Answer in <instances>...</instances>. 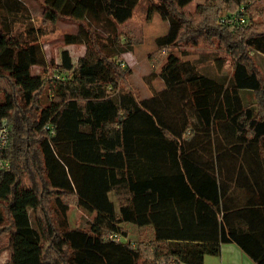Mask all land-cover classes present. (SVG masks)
I'll return each instance as SVG.
<instances>
[{
    "label": "trees",
    "instance_id": "16d2710c",
    "mask_svg": "<svg viewBox=\"0 0 264 264\" xmlns=\"http://www.w3.org/2000/svg\"><path fill=\"white\" fill-rule=\"evenodd\" d=\"M192 1L150 2L148 18L159 12L169 21L156 47L216 38L232 57L231 76H210L169 51L159 65L163 88L140 98L125 85L131 69L122 58L134 43L118 30L140 0H44L46 22H80L64 37L86 46L76 63L67 48L49 63L39 43L45 31L15 26L26 4L0 0L7 264H204L226 243L264 264V79L249 55L264 53V29L246 24L252 0H208L190 13ZM220 2L240 9L226 17L245 21H218ZM89 12L105 16L111 51L85 25ZM111 192L127 199L119 212ZM73 206L93 216L89 226H71ZM125 222L150 227L152 241L135 244Z\"/></svg>",
    "mask_w": 264,
    "mask_h": 264
},
{
    "label": "rangeland",
    "instance_id": "374dc122",
    "mask_svg": "<svg viewBox=\"0 0 264 264\" xmlns=\"http://www.w3.org/2000/svg\"><path fill=\"white\" fill-rule=\"evenodd\" d=\"M22 1L26 4L28 10L24 14L25 16L20 17L16 21L15 26L24 29L25 25L33 24L35 27H41L45 31V35L39 37V43L44 48L49 63L51 61L59 62L61 60V51L66 48L70 50L73 61L76 63L78 56L85 53L86 46L83 44L68 45L65 43L64 37L67 34L76 33L80 22L68 17H60L55 23L46 22L43 19L44 0ZM154 1L156 0H140L132 17L124 24L118 25V30L124 35L122 42H125L127 38L134 43L131 51L122 54V58L127 64L125 67L131 69V74L127 76L125 82L127 87L140 98L150 96L155 90L162 89L164 82L159 75V65L169 51H174L183 59L192 60L201 71L210 76L217 78L231 76L232 57L225 49L219 47L216 38L201 40L197 45L179 42L178 46L165 48V51L163 49L159 50L156 47L155 39L159 35L168 32L169 21L163 19L159 12L154 13L151 18H148L147 7L150 2ZM207 2L209 1L193 0L187 5L186 10L190 13H195L199 5H204ZM218 6V21L221 17L235 14L240 10L239 7L231 3L220 2ZM246 14V24H253V27L259 30L264 29V0L249 1L246 7ZM85 23V25L94 29L99 44L105 47L107 51H111L113 44L110 39L105 16L89 12L85 18ZM249 51L252 61L255 62L264 79V53L256 50ZM220 60H222V67L219 66ZM40 71H42V68L33 67V72L39 73ZM48 71L47 73H51L52 69L48 68ZM242 95L247 102L254 99V95L250 91H242ZM114 193H112V198H114L117 204L127 201L123 195L118 196ZM69 218L71 226H89L92 216L77 206H73L69 210ZM124 229L127 230V238L135 244L139 242L147 244L149 241H152L153 233L150 227L138 229L129 226ZM127 238L123 239L126 240ZM6 245V233H0V264H7L8 261V252L4 249Z\"/></svg>",
    "mask_w": 264,
    "mask_h": 264
},
{
    "label": "crops",
    "instance_id": "0c3cea01",
    "mask_svg": "<svg viewBox=\"0 0 264 264\" xmlns=\"http://www.w3.org/2000/svg\"><path fill=\"white\" fill-rule=\"evenodd\" d=\"M112 193L114 192L110 193V197L115 202L117 208L116 210L119 212L120 203L118 204L116 203L114 198H112ZM122 225L124 228L129 226L131 227L133 226L138 229L144 228L127 222L123 223ZM165 264H173V263L169 262ZM180 264H185V263H180ZM204 264H257V263L252 258H250L237 244L226 243L222 245V249L219 255H206Z\"/></svg>",
    "mask_w": 264,
    "mask_h": 264
},
{
    "label": "built area",
    "instance_id": "2783aa9c",
    "mask_svg": "<svg viewBox=\"0 0 264 264\" xmlns=\"http://www.w3.org/2000/svg\"><path fill=\"white\" fill-rule=\"evenodd\" d=\"M223 19L224 22L231 24L237 21H241V22L245 21V18L242 15L238 17L237 15L229 16ZM8 138H9L8 121L6 119H3L2 123L0 124V165H1L0 167L2 168H8L10 166L8 161H4L2 159V152L8 144ZM107 237L115 240H124L123 238H126L124 235L118 233H111L107 235Z\"/></svg>",
    "mask_w": 264,
    "mask_h": 264
}]
</instances>
